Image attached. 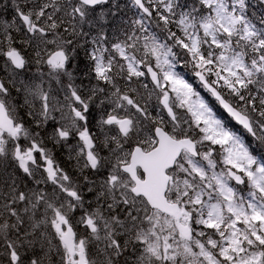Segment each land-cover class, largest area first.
Listing matches in <instances>:
<instances>
[{"label": "rangeland", "instance_id": "obj_1", "mask_svg": "<svg viewBox=\"0 0 264 264\" xmlns=\"http://www.w3.org/2000/svg\"><path fill=\"white\" fill-rule=\"evenodd\" d=\"M173 1L142 0L148 9L158 10L173 25L183 27L193 50L198 48L197 33L205 39L206 47L218 46L217 59L222 56L243 89L246 78H251L258 94L253 95L258 110L251 113L259 118L264 110V52L255 49V39L262 27L256 28V34H249L247 21L240 29L235 26L239 18L228 13H242L236 0H176V6L171 4ZM258 2L264 4V0L245 3L257 7ZM87 8L94 7L78 0H0V95L15 119L11 131L0 130V222L6 221L0 225V236L4 235L3 227L11 229L6 231L5 240L0 238V264H76L77 251H82L86 264H174L185 255L192 261L206 252L200 244H196L195 252L188 250L191 226L184 204L181 203L182 217L174 219L152 210L141 196L133 195V184L120 168L128 163L132 147L139 145L146 151L154 147L156 119L155 123L163 125L173 137L196 139L198 132H218L220 146L223 141L230 158L251 175L253 185L240 173L246 188L254 187L260 195L264 194V168L255 164L258 173L253 174L241 150L240 132L226 133L221 129L200 97L196 98L199 108L196 99L191 100L186 92L181 97L180 76L172 72L168 63L160 65L158 51L145 45L146 37L155 33L157 21L151 23L145 18L133 0H108L91 11ZM261 13L264 12L258 13L259 19ZM210 20L217 23L213 33ZM61 25L67 29L63 34ZM156 28L166 36L165 28ZM220 32L226 41L218 40ZM234 35L250 42L241 45L255 55L246 65L227 46V40ZM230 40L238 48L239 42ZM142 49L147 59L148 53L152 54V63H147L166 75H161L160 87L167 85V77L176 84L179 90L174 100L163 92L158 94L131 62V51L138 54ZM57 50L69 56L67 65L60 63L59 57L49 58ZM9 51L20 56L18 67L6 57ZM144 56L142 53L143 60ZM159 59L165 62L163 55ZM113 62L121 83L113 77L100 78L105 77V65L112 67ZM253 62L255 72L251 70ZM186 65L184 69L189 73L191 63L187 61ZM202 80L206 82L204 77ZM114 117L127 119L125 133L107 120ZM252 124L253 139L264 146V123L260 120V124ZM38 128L52 143L32 149L28 139L39 132ZM197 140L203 149H198L200 157L208 159L204 140ZM183 157L193 171H199L194 157L186 153ZM32 159L36 165L31 167ZM30 168L35 180L45 177L47 185L38 184L37 190L44 197L46 213L41 210L42 200L37 199L34 188H29ZM213 181L226 197L224 182L218 175H213ZM186 185L179 182L173 196L182 198ZM225 204L233 213L242 211L227 197ZM251 208L264 219V211L256 204ZM208 211L214 218L220 215L216 204H210ZM14 237L27 247L18 245ZM118 237H123L121 243ZM118 247L123 250L121 258L117 257ZM220 250L226 253L224 248ZM201 263L199 258L197 264Z\"/></svg>", "mask_w": 264, "mask_h": 264}, {"label": "trees", "instance_id": "obj_2", "mask_svg": "<svg viewBox=\"0 0 264 264\" xmlns=\"http://www.w3.org/2000/svg\"><path fill=\"white\" fill-rule=\"evenodd\" d=\"M236 1L237 7L242 11L241 14L249 23L254 28L262 27L260 36L255 39V49L259 50V53L264 52V13L260 14L261 19L258 17L260 11L264 12V4L258 2L257 7H252L245 3L246 0ZM171 4L173 6L178 5L176 0ZM149 10L151 12V17L144 13H142V15L149 19L151 23L153 20L157 21V26L153 28L155 33H151V36L146 37V47L148 49L157 50L156 59L160 65L168 63L172 72L180 76L182 79V84L179 83L181 87V97L184 96L185 92L188 94L189 98L201 97L205 103L211 107L221 129H224L226 133L240 132L241 141L248 157V166L253 174H257L258 170L255 168V164H259L264 168V146L257 143L252 137L244 134L241 128L225 116L216 101L210 97L203 86L198 84L197 81L199 80L194 77L195 75H202L210 85L214 86L233 104V107L246 114L251 121H256L260 124V120L264 123V110H262L259 118L251 113V111L258 110L255 103L256 99L253 96L258 94L256 93V89L252 87L251 78H246L245 89H243L242 85L238 83L236 75H233L229 71V68L220 58L217 59L220 49L218 46L206 47L204 44L205 39L197 33L198 48L193 50L190 46L189 38H185L183 27L173 25L167 16L161 14L158 10ZM156 27L165 28L167 30L164 33L166 36L164 37L162 30H157ZM143 33L145 36V30ZM160 37H162V39H158ZM230 39L236 38L230 37L227 40L229 43L227 44L228 48L233 49L239 61H244L245 65L249 63L250 58L255 56L252 51L247 48H242L240 43L238 48L234 47L236 44L232 43ZM131 52L134 56V58L130 56L131 61L139 68V72L144 80H147L148 77L143 71V67L145 64L152 63L150 59L152 54L148 53L147 59L145 49L139 51L138 54L133 50ZM142 53L145 54V60L142 59ZM160 55H163L165 62L162 63L160 61ZM180 57L183 58L182 62H179ZM258 58L259 56L255 57L256 61H258ZM186 60L191 63L192 69L189 73H186L184 69V66H187ZM112 65V67L105 65V77L101 76L100 78L113 77L115 82L121 83V81L117 80L116 76L117 66L114 62ZM253 65L251 70L255 72V62H253ZM236 70L238 72L240 71L239 68H236ZM156 72L158 73L159 80L161 79V75L166 77L165 73L160 74L157 70ZM160 86L161 80L159 86L153 87V89L158 94L163 92L170 100H174L173 96H175V93L179 90L176 84L167 77V85ZM237 101H239V103ZM237 106L241 107V109ZM154 120L153 125H158L155 123L157 122L156 119ZM214 133L215 134H207L204 131L198 132L195 134L196 139L193 138L196 142L198 155L199 151H203V149L199 146L197 139L204 140V145L207 146L204 152L208 153V159L200 157V155L192 158L194 165L199 171H193L191 169L186 163L183 153L177 160L171 173L173 183L170 186L168 196L173 201L183 203L184 207L188 210V221L191 226L188 239V250L195 252L196 244H200L202 250L206 252L205 255L199 256L192 261H189L186 258L188 255H185L183 260L180 259L175 261L174 264H197L199 258L202 259L201 264H263L264 219L261 218L258 213H254L251 207L252 204H256L264 211V194L260 195L258 189L254 187L246 188V183L236 185L228 178L227 170L230 169L236 173H242L246 178V182L251 184V175L243 172L242 167L237 166L234 159L230 158L227 145L222 141V146H220L219 140L221 138L219 137V133ZM175 137L181 138L177 135H175ZM226 156H228L227 159ZM224 161L227 163L223 164ZM213 175H218L219 178H222L224 182L229 184L231 192L227 198L232 204L241 207V213H233L226 208V197L219 191L217 187L218 183L213 181ZM184 178L187 182L184 190L186 195H183L182 198L174 197L173 192L175 188L179 187L178 183ZM210 204H216L219 209L221 208L222 214L220 217L207 218ZM5 224L6 221L0 222L1 226ZM6 229L7 227H3L4 235L0 236L1 240H5L6 231H11V229ZM15 232L16 236H20L24 239L25 236L21 235L19 231ZM14 238L16 239V237ZM17 240L18 239H16V241ZM17 242L18 245L24 244L22 241ZM221 247L226 251L225 254L221 252ZM118 250L117 257L121 258L123 250L120 247H118Z\"/></svg>", "mask_w": 264, "mask_h": 264}, {"label": "water", "instance_id": "obj_3", "mask_svg": "<svg viewBox=\"0 0 264 264\" xmlns=\"http://www.w3.org/2000/svg\"><path fill=\"white\" fill-rule=\"evenodd\" d=\"M79 1L87 6H95L106 2L107 0ZM133 2L145 14H150L142 0H133ZM7 56L11 58L15 66L20 63L19 57L15 52L7 53ZM52 56L55 58L61 56L62 62L64 61L61 52H55ZM145 71L150 82L157 87L159 85L158 73L150 65L145 66ZM199 80L209 90L227 116H229L237 126L253 135L249 117L239 112L227 102L219 91L204 82L201 76H199ZM108 120L112 121V118H109ZM13 128L14 122L10 118L4 103L0 100V129L8 132ZM118 128L121 132L126 131V119L118 121ZM154 136L156 138V145L148 152H142L140 147L135 146L130 156L129 163L122 165L121 169L129 176L134 184L132 187L133 195L143 197L151 208H156L167 216L179 217L181 215L179 205L176 202H168L165 197V191L169 179L167 171L173 167L176 159L183 150L193 157H197L198 153L192 140L188 138H172L168 132L163 130L162 126H156L154 128ZM138 167L143 173V178H140L137 174ZM230 175H232V173H230ZM234 182L240 184L243 182V179L240 175H236L234 177ZM76 264H86L81 252L77 253Z\"/></svg>", "mask_w": 264, "mask_h": 264}, {"label": "bare ground", "instance_id": "obj_4", "mask_svg": "<svg viewBox=\"0 0 264 264\" xmlns=\"http://www.w3.org/2000/svg\"><path fill=\"white\" fill-rule=\"evenodd\" d=\"M237 41H239L238 38H236L235 42H237ZM241 147H242L241 150H243L244 153L246 154V151H245V149H244L243 144H241ZM243 151H242V153H243ZM246 157H247V154H246ZM247 160H248V157H247ZM176 162H177V160L175 161L173 167H175ZM30 164H31V167H32V166L34 165V162L31 161ZM230 173H232V175H230ZM227 174H228V178L231 179L232 182H233L234 184H236V185H241V184H243L244 181H245V179L242 177V175H241L240 173H236V172H234L233 170L228 169V170H227ZM236 175H240V176H241V178L243 179V182H242V183L238 184V183L234 182V177H235ZM43 179H44V178H43ZM220 179H221V181H223L222 178H220ZM58 180L60 181V179H58ZM181 181L186 182V181H185V178L182 179ZM181 181H180V182H181ZM28 182H29V185L31 186V188H34V190H35V192H36V197H37V194H38V193H37V190H36V184L38 183V181H35V180L33 179V173H32V170H31V169H30L29 172H28ZM223 182H224V181H223ZM172 183H173V182H172V179H171V176H170L169 179H168V184H167V188H166V191H165V197H166L167 201L170 202V203L176 202V201H173L172 199H170L169 196H168V192H169V189H170V186L172 185ZM186 183H187V182H186ZM224 184L226 185V187H227V189H228V195L226 196V197H228L229 194H230V192H231V188H230V186H229L228 183L224 182ZM183 195H186V193L184 192ZM177 203H178V202H177ZM178 204H179V207H180L181 215H180L179 217L169 216L170 218L179 219V218L182 217V208H183V204H181V203H178ZM225 206H226V204H225ZM226 208H227V207H226ZM151 209H152V210H155V211H157L159 214H162V215H163V213H162L161 211H159L158 209H156V208H151ZM43 211L46 213V210L43 209ZM133 214H134V216L138 215L137 213H133ZM221 214H222V210H221V208H220V215H219V217L221 216ZM187 216H188V215H187ZM207 218H214V217H212L211 215H208ZM187 219H189V216L187 217ZM142 220H143V219H142ZM124 224H126V222H124ZM134 225L136 226L137 224H134ZM122 239H123V237H118V238H117V241L121 243V240H122ZM128 261H129V260H128Z\"/></svg>", "mask_w": 264, "mask_h": 264}, {"label": "flooded vegetation", "instance_id": "obj_5", "mask_svg": "<svg viewBox=\"0 0 264 264\" xmlns=\"http://www.w3.org/2000/svg\"><path fill=\"white\" fill-rule=\"evenodd\" d=\"M96 7L92 8V9L87 8V11H91V10L95 9ZM66 30L67 29L66 28H63L62 25H61V31H62L61 33L62 34L65 33ZM49 58L52 59V58H54V56L53 57L50 56ZM69 60H70L69 56L65 54V62H64V65H67V63H68ZM0 92H1V90H0ZM12 119H13V121L15 123V119L13 117H12ZM38 130H39V132L37 134H32L29 137V139H28V143L27 144H28V146H32V149H39L38 148L39 147V144H42L43 145V144H46V143H52V141L48 137H46V135H45V133H44V131H43L42 128H38ZM32 149H29V151L32 152ZM42 154H43V152H42ZM33 156L34 155L32 154V157ZM32 161L34 162V165H36V161L34 159H32ZM32 173H33V179H34V172L32 171ZM58 179H60V178H57V181H59ZM35 181H38V183L36 184V190H37V185L38 184H42V185H45V186L47 185V183L45 181V177L42 176V175L40 177H38ZM28 184H29V182H28ZM29 188H31L30 185H29ZM37 193H38V190H37ZM37 199H41L42 200L41 210L44 209L47 212V207H46V204L44 203L45 202L44 201V197H40V194L38 193L37 194ZM60 231H61V229L58 228V232H60ZM70 232H72V231H70Z\"/></svg>", "mask_w": 264, "mask_h": 264}]
</instances>
